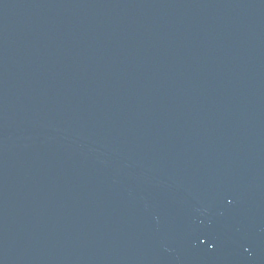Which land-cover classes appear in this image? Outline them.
I'll list each match as a JSON object with an SVG mask.
<instances>
[{"label":"water","instance_id":"95a60500","mask_svg":"<svg viewBox=\"0 0 264 264\" xmlns=\"http://www.w3.org/2000/svg\"><path fill=\"white\" fill-rule=\"evenodd\" d=\"M92 0H0V264H60Z\"/></svg>","mask_w":264,"mask_h":264}]
</instances>
